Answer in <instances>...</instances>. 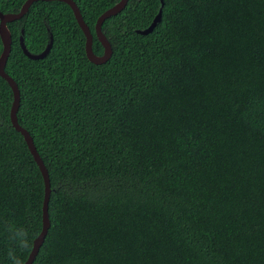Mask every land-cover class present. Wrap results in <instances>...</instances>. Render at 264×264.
Segmentation results:
<instances>
[{
    "label": "trees",
    "instance_id": "trees-1",
    "mask_svg": "<svg viewBox=\"0 0 264 264\" xmlns=\"http://www.w3.org/2000/svg\"><path fill=\"white\" fill-rule=\"evenodd\" d=\"M72 1L101 55L94 23L118 0ZM161 1L126 0L102 21L101 64L64 2L33 1L6 23L16 120L50 189L31 264H264V0ZM49 34L44 57L23 54L20 35L36 54ZM11 102L0 77V264L4 222L37 236L44 193Z\"/></svg>",
    "mask_w": 264,
    "mask_h": 264
},
{
    "label": "water",
    "instance_id": "water-1",
    "mask_svg": "<svg viewBox=\"0 0 264 264\" xmlns=\"http://www.w3.org/2000/svg\"><path fill=\"white\" fill-rule=\"evenodd\" d=\"M33 1H36V0H24V2L21 4L17 12L4 13V14L0 12V42H1L0 77L5 80V82L7 83V85L9 86L12 92V102H11V106L9 110V121H10L11 126L21 134L26 144V147L40 172V175L43 181V188H44L42 207H41V229L38 235L36 236L35 247L31 252H29L25 260V264L32 263L38 251V248L41 245L43 238L46 234V231L48 229L49 222H48V215H47V201H48L50 189H49V181H48V175H47L46 168L44 167L40 157L38 156L33 146L32 139L30 135L28 134V132L17 123L16 110H17L18 102H19V92H18L17 86L14 83V81L4 72L3 67L5 64L6 58L9 54V51H10V34L6 28V23L21 18L25 14L29 5ZM57 1L64 2L69 6L73 14V17L84 37L83 48H84L86 59L93 64L104 63L110 56L111 48H110V44L108 43L107 39L101 32L100 25L104 19L119 12L124 7L126 0H118L115 4H113L111 7L107 8L100 15H98V17L95 20L93 31H94L95 37L97 38L98 42L102 46L103 51L101 55H96L92 52L91 50L92 35L88 27L84 24L75 3L72 0H57ZM161 4H162V1L160 0V5ZM159 18H160V9H158L156 15L153 17L152 21L146 28L136 30V32L140 34H147L148 32L151 31L154 25L159 21ZM20 32L22 33V30H20ZM18 42H19V46L23 54L26 57L30 59H39V58L44 57L49 51L51 47V43H52V37L50 34L48 35V40H47L45 47L43 48L41 52L36 53V54H32L26 50V48L24 47L21 35L18 38Z\"/></svg>",
    "mask_w": 264,
    "mask_h": 264
},
{
    "label": "clouds",
    "instance_id": "clouds-1",
    "mask_svg": "<svg viewBox=\"0 0 264 264\" xmlns=\"http://www.w3.org/2000/svg\"><path fill=\"white\" fill-rule=\"evenodd\" d=\"M4 230L7 233V238L13 245L7 253L10 264H25V259L22 254L31 252L35 247L36 235L26 227L17 226L11 222H4ZM19 249V253H17Z\"/></svg>",
    "mask_w": 264,
    "mask_h": 264
}]
</instances>
